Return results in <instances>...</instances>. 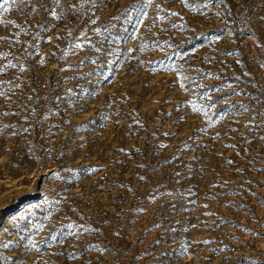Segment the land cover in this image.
I'll use <instances>...</instances> for the list:
<instances>
[{"label":"rangeland","instance_id":"obj_1","mask_svg":"<svg viewBox=\"0 0 264 264\" xmlns=\"http://www.w3.org/2000/svg\"><path fill=\"white\" fill-rule=\"evenodd\" d=\"M43 2L0 0V264H264V0Z\"/></svg>","mask_w":264,"mask_h":264},{"label":"snow or ice","instance_id":"obj_2","mask_svg":"<svg viewBox=\"0 0 264 264\" xmlns=\"http://www.w3.org/2000/svg\"><path fill=\"white\" fill-rule=\"evenodd\" d=\"M61 2H62V0H52V3L54 5H56L57 7L60 6ZM150 2H151V0H149V3ZM220 2L222 3L223 0H220ZM7 3H8V0H5V4H7ZM12 3L21 5L22 7H20L18 9L21 12H23L24 8H27L29 10L28 11V15L29 16H32L33 14L38 15L40 10H43V11L47 12V14L54 20H61L62 19V15L58 14L55 9H49L48 7H46V5L43 2V0H12ZM88 3L95 4L96 0H80L79 6L77 4H70L69 5V9L72 10V11H78L79 9L83 8L84 4H88ZM0 11H7V8H5L4 5H0ZM260 19L264 20V16L260 17ZM11 23H13V25L15 27L20 28L22 31L27 33L28 30L23 28L22 25L16 24L14 21L11 22ZM90 23L91 24H95L96 20H91ZM0 24H6V22L2 18H0ZM54 26L55 25H53V27ZM37 27L43 29L44 25L41 24V25H38ZM93 31H95L97 34H99L100 29L97 28V29H94ZM34 35H35L36 38H39V34L38 33H36ZM72 35H73V29L68 28L67 29V37H72ZM59 38L60 37H58V39ZM50 39L51 38L49 37V40ZM0 40L7 41L9 43L10 47H11L13 45V43H16V44L20 43L19 33H14L13 37H11V38L10 37H0ZM90 43H91L90 40L87 38V33L86 32H82L80 34V36L75 37L73 39L72 45H71L72 51L82 50L84 48L85 44H90ZM28 46L32 47L33 45L29 44ZM25 52H27V48H25ZM65 55H67V50L65 51ZM229 55H232V53H229ZM20 59H21L20 57H14L11 51H0V61H6V63H3L2 65H0V75H3L8 69H17L19 73H21V74L25 73L27 71V69H26L24 63L20 62ZM14 61H16V62H14ZM40 63L43 64V63H45V61L43 59H41ZM81 63H83V61H81ZM93 63H95V61H93ZM261 67H264V65H261ZM70 68H71V65H68V66H66V68L61 69V71H66V70H69ZM245 75H251V74L250 73H245ZM15 79L16 80H20L21 76H16ZM237 79H239V77H237ZM6 85H12V86L11 87H6ZM18 87H20V85L19 84H13L12 81L0 80V97H3L5 100L10 101L11 100V96L8 95V93L9 92H13L14 89L18 88ZM228 87L229 88H233V85L229 84ZM67 91H68V93L72 92L71 89H68ZM236 94L239 95L240 93L237 92ZM29 99H33V97H29ZM37 99H38V97H37ZM56 99L59 100L60 97H57ZM209 99H210V97H209ZM260 102L264 103V100H261ZM32 110L35 111V109H32ZM244 110L248 111L247 108H244ZM196 111H200V109H196ZM12 114L15 115V113H12ZM2 115L7 116V115H9V113L5 111V112L2 113ZM258 117H264V109L256 110L254 112V114L251 116V118L249 119L248 123L245 125V127L249 128L251 130V129H258V128H260L261 125H264V119H258ZM4 127L5 128L9 127V125H4ZM23 131H28V129H24ZM12 134L15 135V133H12ZM241 136L243 137L244 134L241 133ZM218 137H219V134H217V137H215V138H218ZM258 139L261 140V141H264V136H259ZM244 142L248 143V144H251L252 140L247 139L245 137ZM164 147H167V146L165 145ZM225 147L235 148L236 145L235 144H226ZM239 154L240 153L237 152V155H239ZM227 163L228 164H234L235 162L233 160L229 159L227 161ZM249 163H251V161H249ZM235 171L237 173H240L241 169L239 167H237L235 169ZM177 175H179V173H177ZM140 179L143 180L144 177H140ZM224 183L227 184L228 181H225ZM150 199L155 200L156 197L152 196V197H150ZM139 210L143 211L144 209H139ZM36 227L39 228L40 226L37 225ZM67 227L72 228V225H68ZM237 227H239V225H237ZM80 228L83 229V231H88V229L84 228L83 226H80ZM117 235H119V233H117ZM207 242L208 241H205V243H207ZM10 243H11V241H9V242L0 241V247L8 248ZM33 246H35V245H33ZM90 247L98 248L97 245H91ZM101 251H103V250H101ZM248 264H256V262L253 261V260H249Z\"/></svg>","mask_w":264,"mask_h":264}]
</instances>
